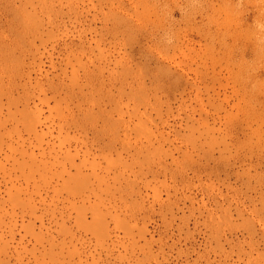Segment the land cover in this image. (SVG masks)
Here are the masks:
<instances>
[{
    "label": "rangeland",
    "instance_id": "1",
    "mask_svg": "<svg viewBox=\"0 0 264 264\" xmlns=\"http://www.w3.org/2000/svg\"><path fill=\"white\" fill-rule=\"evenodd\" d=\"M0 264H264V0H0Z\"/></svg>",
    "mask_w": 264,
    "mask_h": 264
}]
</instances>
